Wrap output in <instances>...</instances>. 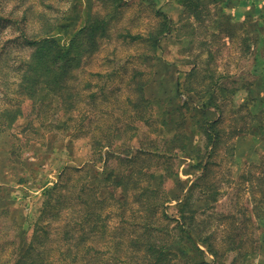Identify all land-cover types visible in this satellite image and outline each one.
<instances>
[{"label": "rangeland", "instance_id": "374dc122", "mask_svg": "<svg viewBox=\"0 0 264 264\" xmlns=\"http://www.w3.org/2000/svg\"><path fill=\"white\" fill-rule=\"evenodd\" d=\"M186 233L264 264V0H0V264H187Z\"/></svg>", "mask_w": 264, "mask_h": 264}, {"label": "trees", "instance_id": "16d2710c", "mask_svg": "<svg viewBox=\"0 0 264 264\" xmlns=\"http://www.w3.org/2000/svg\"><path fill=\"white\" fill-rule=\"evenodd\" d=\"M117 1L118 0H115V2H117ZM107 22H108L107 19L100 20V19L97 18L94 21V23L92 24V31L99 30L100 28L103 29L104 26L107 24ZM164 26H165L164 27L165 29L168 28L169 23L165 22ZM165 29H162V30H165ZM29 42L33 43V44H37V47H38L36 49V53H35V57L33 58V62L30 63V67H34L35 69H37V67L35 66V64L37 63L38 65H42L41 66V70H43L44 69L43 67H45V69H46V67H47V65H48V63L50 61L53 62L56 66L58 64H60L62 66H66L68 64V62L70 60L69 59V49L70 48H68V50H64L63 52H61V51L60 52H56V53L52 52L54 50L55 40L51 39L49 37H45V38H43V39H41L39 41L30 40ZM38 79H39V77H37V78L36 77H32L30 74H24V77H22L23 82H26V83L27 82H31V81H36ZM47 81L48 82H54V84H58L59 85L60 81H62V80H61V77L56 76L54 78L47 79ZM30 88H31V83L26 85L25 88L23 87L24 90H29ZM206 96L212 98V99H209V101L212 104L214 102V96L212 95V93L210 91V88L207 89ZM2 116L5 117L8 120L7 124H8V126H10L12 124V122L16 119L17 113L11 115L9 109H4L3 112H2ZM214 125H215L214 123H210V127H212L213 129H215ZM205 131H206V129H205ZM185 136H184V138H185ZM209 136H210V141H212L214 133L210 132ZM173 139H175V136H174ZM102 145H104V144H102ZM102 145H101V147H102ZM182 145L183 146L178 145L177 148H180L183 151L188 149V147H187L188 144L186 145V143L184 142ZM152 192L154 194H156L155 193L156 192L155 189H154V191L152 190ZM158 205H159V203H157V201H150L149 209L151 211L155 212V210L157 209ZM182 211H184V208H182ZM186 217L187 216L184 215L182 223L179 224L180 227H181V230L185 231V232H186L187 227H190V223L185 220ZM144 219H145V217H143V219H141V221L139 223V226H140L139 229H141L143 232L141 234H139L137 237H135L132 241L135 242L134 245L137 246L138 249L143 247L146 252H148V249L158 252L159 255H158L157 258L160 259V257L163 256L166 253V251L164 250V246H161V248L158 249L156 247V245L154 244V242H152L151 240L147 239V237L145 236L146 232L148 231L147 228L151 227V225H152L153 218H152V220L150 222L146 221ZM184 237L189 238L193 242V248L196 249V252L194 253V256H193V261L190 259V260H188L187 264H206L205 260L203 259L204 250L202 248H200L199 245H197V243L195 242V240L193 239V237L189 233H186L184 235ZM84 238L87 239L88 236H85ZM82 241H83V239H82ZM233 242H234V246H235L234 250H237L239 247H238V245H236L237 244V239L235 237L233 238ZM207 244H208V246L210 248V251L216 257V260H218L219 253H218L217 249L214 247L213 244H211V243H207ZM86 248L87 249H85V251L89 253L90 249L92 247H91V245H89ZM16 250L19 252L20 248H17ZM72 251L73 250L67 249V251H65L66 252V256H72ZM198 254H200V255H198ZM66 256L63 258V260H66ZM73 258H74L73 260H74V262L76 264V259H78V256L75 254V256ZM14 259H15L14 260V264H31V263H28V260H27L25 255H22V254H19V253L16 255V257ZM46 260L47 259H43V262L41 264H54V260L51 259L49 262L46 261Z\"/></svg>", "mask_w": 264, "mask_h": 264}]
</instances>
